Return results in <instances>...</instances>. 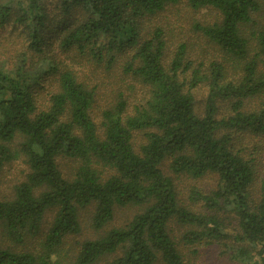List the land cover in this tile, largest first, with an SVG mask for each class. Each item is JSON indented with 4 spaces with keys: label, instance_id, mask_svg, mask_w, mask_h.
Segmentation results:
<instances>
[{
    "label": "trees",
    "instance_id": "16d2710c",
    "mask_svg": "<svg viewBox=\"0 0 264 264\" xmlns=\"http://www.w3.org/2000/svg\"><path fill=\"white\" fill-rule=\"evenodd\" d=\"M179 2L0 0V183L14 161L27 168L0 190V264H187L181 243L264 264V25L247 32L264 0H186L219 13L196 25L225 55L209 64L184 42L167 57L164 30H145V17ZM127 78L143 86L137 97ZM165 165L214 185L184 198ZM89 207L93 234L72 242Z\"/></svg>",
    "mask_w": 264,
    "mask_h": 264
},
{
    "label": "rangeland",
    "instance_id": "374dc122",
    "mask_svg": "<svg viewBox=\"0 0 264 264\" xmlns=\"http://www.w3.org/2000/svg\"><path fill=\"white\" fill-rule=\"evenodd\" d=\"M67 18V17H66ZM219 19V13L216 9H200L192 10L186 4V0H180L179 3L168 6L165 10L153 15L145 17L143 20V25L145 30L151 31L155 26H160L165 33V37L168 40V49L167 57H170L173 50L177 47L178 43L184 42L187 45L188 56L193 60L204 62L209 64L211 61L222 62L225 55L221 52L213 43H210L205 36L196 29L197 24H209ZM255 25L252 24L250 29H247V32H250L252 27L257 28L260 24L264 25V13L260 12L255 15ZM55 39V38H54ZM57 53V58L61 59L65 64H68L70 67L77 71L81 78L89 79L87 77L91 76L92 68L88 66L82 60H79L74 55L73 51L64 52L57 45L55 47ZM73 59L77 60V63L73 62ZM67 66V65H66ZM105 76L102 75V77ZM118 78V75H115ZM100 81H107V77L104 79L97 78ZM90 80V79H89ZM96 80V79H91ZM112 82L114 79H110ZM127 86L133 89L130 94H133L134 97H137L143 89V86L138 82L127 78ZM129 82L131 84H129ZM104 82H99L101 84L102 91L105 90L103 87ZM106 86H110L107 84ZM142 88V89H141ZM104 94V93H103ZM207 94V86L205 84H200L198 87L193 89V95L196 100V110L201 112L204 107V100ZM141 134L137 136V143L141 141ZM165 171L172 176L179 190H182V197H185L188 189L191 185L201 188L205 191L210 189L214 185L212 177H203L199 180L188 179L185 176H180L173 174L169 171L167 165L164 166ZM26 165L20 160L14 161L11 163L3 172L0 190L3 195H9L12 191V186L14 183L20 182L25 178L26 174ZM137 207H130L128 209H119L117 210L116 217L109 225L110 227L114 225H119L125 221L126 218L131 217V215L137 211ZM92 208L81 209L80 218L83 225L82 232L72 239L74 241H80L88 236L93 234V231L90 227V216ZM53 218L52 212H49L43 223V232L48 229ZM108 226V227H109ZM172 227L174 229V234L178 237L179 232L181 231V226L177 223H173ZM37 240L32 242L31 245L36 244ZM74 244V243H73ZM183 252L185 253V258L187 264H240L237 260L231 258L229 252H221V249L214 247H203V246H184L181 243ZM222 247V246H220ZM105 261L102 260L100 264H103Z\"/></svg>",
    "mask_w": 264,
    "mask_h": 264
}]
</instances>
